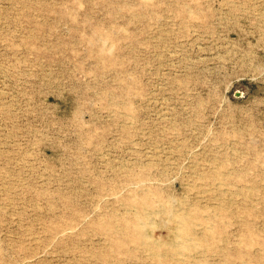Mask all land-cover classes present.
I'll list each match as a JSON object with an SVG mask.
<instances>
[{
	"label": "rangeland",
	"instance_id": "obj_1",
	"mask_svg": "<svg viewBox=\"0 0 264 264\" xmlns=\"http://www.w3.org/2000/svg\"><path fill=\"white\" fill-rule=\"evenodd\" d=\"M0 264H264V0H0Z\"/></svg>",
	"mask_w": 264,
	"mask_h": 264
},
{
	"label": "bare ground",
	"instance_id": "obj_2",
	"mask_svg": "<svg viewBox=\"0 0 264 264\" xmlns=\"http://www.w3.org/2000/svg\"><path fill=\"white\" fill-rule=\"evenodd\" d=\"M142 198H143V197H142ZM145 199H146V198H145ZM147 201H148V200H147ZM144 202H145V201H144ZM150 202H151V201H150ZM145 205H146V204H145ZM147 205H148V203H147ZM179 210H180V209H179ZM146 215H147V214H146ZM180 216H181V215H180ZM183 217H184V220L187 219L185 215H184ZM149 221H150V220H149ZM185 222H186V221H185ZM147 224H148V223H147ZM147 224H146V225H147ZM175 229H176V228H175ZM180 230H182V231H181V235H182V233L184 234V236L187 235V226H185V225L182 226V225H181ZM141 237H142V235H141ZM181 244H183V242H181ZM174 245L177 246V248H178L180 244H179V242H177V244H174ZM182 246H183V245H182ZM171 247H172V246H171ZM177 248H175V249H177ZM175 249H174V247H173V251H175ZM177 250H178V249H177ZM177 250H176V251H177ZM176 251H175L176 254H178V253L180 252V251H179V252L177 253ZM180 255H181V254H180ZM177 260H178V259H177ZM243 263H244V262H243Z\"/></svg>",
	"mask_w": 264,
	"mask_h": 264
},
{
	"label": "water",
	"instance_id": "obj_3",
	"mask_svg": "<svg viewBox=\"0 0 264 264\" xmlns=\"http://www.w3.org/2000/svg\"><path fill=\"white\" fill-rule=\"evenodd\" d=\"M239 94V93H238Z\"/></svg>",
	"mask_w": 264,
	"mask_h": 264
}]
</instances>
